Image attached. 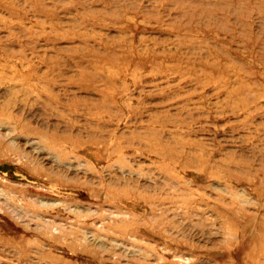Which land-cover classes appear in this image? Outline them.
Returning <instances> with one entry per match:
<instances>
[{
	"label": "rangeland",
	"instance_id": "rangeland-1",
	"mask_svg": "<svg viewBox=\"0 0 264 264\" xmlns=\"http://www.w3.org/2000/svg\"><path fill=\"white\" fill-rule=\"evenodd\" d=\"M0 264H264V0H0Z\"/></svg>",
	"mask_w": 264,
	"mask_h": 264
}]
</instances>
